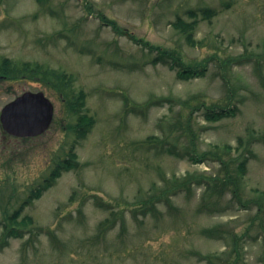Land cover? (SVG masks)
Listing matches in <instances>:
<instances>
[{
  "label": "rangeland",
  "instance_id": "rangeland-1",
  "mask_svg": "<svg viewBox=\"0 0 264 264\" xmlns=\"http://www.w3.org/2000/svg\"><path fill=\"white\" fill-rule=\"evenodd\" d=\"M204 8L216 14L203 18ZM189 10L199 13L196 46L173 25L190 22ZM100 13L186 63L212 59L209 71L182 80L168 65H153V55ZM0 57L72 76L74 92L87 96L83 111L96 120L78 141L66 129L73 121L65 98L42 78L0 83V112L26 91L44 92L55 109L49 130L35 138L11 137L0 123V238L4 208L18 207L75 141L79 163L25 209L41 235L11 240L0 264H208L196 253L231 246L230 238L202 234L214 227L248 232L242 264H263L264 219L254 201L264 198V0H0ZM125 97L138 106L156 100L141 115L125 112ZM213 105L235 112L210 122L205 112ZM194 107L191 141L173 125H186ZM206 152L204 162L191 159ZM245 156L240 195L248 206L227 191L219 210L205 207L203 178L238 175ZM187 176L193 182L179 187ZM151 196H161L156 210L143 207ZM107 219L112 228L99 235Z\"/></svg>",
  "mask_w": 264,
  "mask_h": 264
},
{
  "label": "trees",
  "instance_id": "trees-1",
  "mask_svg": "<svg viewBox=\"0 0 264 264\" xmlns=\"http://www.w3.org/2000/svg\"><path fill=\"white\" fill-rule=\"evenodd\" d=\"M38 1L42 2L43 0ZM198 12L203 16V18H210L216 14L214 10L209 8L201 9ZM198 12L196 10L188 11V14L191 16V19L193 21L191 20L190 22H187L181 18H178L177 22L173 24L181 31L182 35L186 36L188 43L192 46H196L200 43L194 37V30L198 23ZM99 18L106 26L111 27L115 33L121 36H128L129 39L132 40L135 44L141 46L144 50L153 55V57L150 58V63H152L153 65H157L160 63L168 65L170 69L177 70V77L182 80H189L191 78L204 76L209 71L210 63L213 62L212 59H204L197 64L186 63L179 52L175 50L164 49L160 46H154L143 38H137L132 33H129L126 29L121 28L115 20L107 19L101 13L99 14ZM155 53H157L156 56H154ZM4 64L5 69L8 70V74L12 79L26 78L27 74L29 73L32 76H37V78H42V80L45 81L43 82L46 85H48L49 87L51 86L50 88L53 87L54 90L59 92V94H61L65 98L67 111L71 116L70 119L73 121V123L66 126V129H68L69 131L72 130L76 134L78 141L85 139L93 130L96 124L95 118L83 111L86 105V93L84 91H79L78 93L74 92L72 88V76L67 75L66 73L44 68L39 64L26 63L25 65L20 66L16 63H12L7 59L4 60ZM155 100L156 99H151L145 102L143 105L138 106L135 104L131 105L129 99L125 97V112L141 115L145 114V112L153 106ZM164 101H172V99L166 98L164 99ZM197 108L194 107L191 110L189 121L186 125H182L181 120H178L173 125V127L176 128H178V126L180 125L182 129H179L182 130V133L184 135L189 136L191 141L193 138V129L191 128L190 119L192 118L193 111L197 110ZM145 109L146 111H144ZM234 112L235 108H224L220 105H213L212 107L206 108L205 116L208 121L215 122L225 117L232 116ZM182 115L183 114L180 113V116ZM76 144L77 141H75L71 146V150L67 154V156L57 162L56 166L51 170L50 174L45 178V180L36 188H34L30 192V195L26 199H24L18 205V207H16L13 211H9L7 207L4 208L3 221L1 223L3 232L0 238V253H2L10 245V242L13 239H23L26 234H29L30 240L32 241L41 235V233L39 232H41L42 229L33 228V218L25 215L24 211L28 206L32 205L35 200L40 199L44 192L49 190L64 172L77 169L79 163L78 154L75 152ZM227 148L230 150L232 147ZM250 154H252V152ZM193 155L194 154H192L191 159L196 163L204 162L208 159L207 152L203 153L200 156L198 154H196L195 156ZM217 157L216 160L221 164H224L226 167V163L223 158H221L219 155H217ZM248 160L249 156H245L243 160L237 165L236 173H238V175L236 174L235 176H232L231 174H229L224 179L218 176L203 178L204 183H206L204 198L209 199L210 201V204L208 202L204 203L205 207L211 206L212 209L219 210L221 206L220 202L226 195L227 191L233 195V198H237L240 201L241 205L246 207L248 206L247 203L242 201L240 195L242 188V178L246 173V165L248 163ZM192 180L193 178L187 176V178L181 181L182 183L181 185H179V187L188 186L193 182ZM163 196H166V193ZM160 198L161 196H151L149 200L145 201V205L143 207L147 208V206L151 204L152 207H154V210H156L155 204L156 202H159ZM254 202L258 206V217L261 216V218L264 219V198L255 200ZM143 212L145 213V209ZM110 228H112L111 220L107 219L104 223H101L99 225V235H104ZM247 233L237 234L230 231L225 232L221 229V227L204 229L202 231V234L205 237L215 239L230 238L231 246L229 247V249L224 251L223 254L203 255L201 253H196V255L201 261H206L208 264H242L244 261L242 253L245 248L242 242ZM52 236L55 240H57V237L55 235ZM261 260L264 264V257H262Z\"/></svg>",
  "mask_w": 264,
  "mask_h": 264
},
{
  "label": "water",
  "instance_id": "water-1",
  "mask_svg": "<svg viewBox=\"0 0 264 264\" xmlns=\"http://www.w3.org/2000/svg\"><path fill=\"white\" fill-rule=\"evenodd\" d=\"M53 117L54 105L43 92H25L3 108L1 122L10 135L36 137L49 129Z\"/></svg>",
  "mask_w": 264,
  "mask_h": 264
},
{
  "label": "flooded vegetation",
  "instance_id": "flooded-vegetation-1",
  "mask_svg": "<svg viewBox=\"0 0 264 264\" xmlns=\"http://www.w3.org/2000/svg\"><path fill=\"white\" fill-rule=\"evenodd\" d=\"M6 80L14 81V79H12L11 76L8 74V70L5 69L4 61L0 59V83ZM0 115H1V112H0Z\"/></svg>",
  "mask_w": 264,
  "mask_h": 264
}]
</instances>
